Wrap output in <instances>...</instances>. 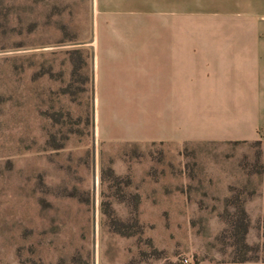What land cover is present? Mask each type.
Segmentation results:
<instances>
[{
	"label": "rangeland",
	"instance_id": "obj_1",
	"mask_svg": "<svg viewBox=\"0 0 264 264\" xmlns=\"http://www.w3.org/2000/svg\"><path fill=\"white\" fill-rule=\"evenodd\" d=\"M216 9L147 30L97 25L92 0H0V264H264V128L126 139L159 133V96L107 47L264 40L234 0Z\"/></svg>",
	"mask_w": 264,
	"mask_h": 264
},
{
	"label": "crops",
	"instance_id": "obj_2",
	"mask_svg": "<svg viewBox=\"0 0 264 264\" xmlns=\"http://www.w3.org/2000/svg\"><path fill=\"white\" fill-rule=\"evenodd\" d=\"M223 2L92 0V14L94 12L97 25L105 22L100 17L111 16L120 17L122 23L138 22L147 30H167L188 26L189 16L194 14L217 12L216 7ZM234 4L239 6L236 13L256 26L253 30H264V0H234ZM109 46L128 49L123 51L124 57L133 61L128 67L148 77L151 83L147 85L159 96V133L126 139L165 143L225 142L253 139L258 129L264 128V40L217 44L118 40ZM106 69L110 72V67Z\"/></svg>",
	"mask_w": 264,
	"mask_h": 264
},
{
	"label": "built area",
	"instance_id": "obj_3",
	"mask_svg": "<svg viewBox=\"0 0 264 264\" xmlns=\"http://www.w3.org/2000/svg\"><path fill=\"white\" fill-rule=\"evenodd\" d=\"M181 261L183 264H192V256L185 254L181 257Z\"/></svg>",
	"mask_w": 264,
	"mask_h": 264
}]
</instances>
